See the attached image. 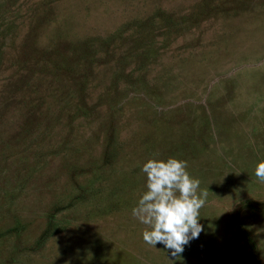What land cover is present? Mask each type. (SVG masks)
<instances>
[{
	"label": "rangeland",
	"instance_id": "obj_1",
	"mask_svg": "<svg viewBox=\"0 0 264 264\" xmlns=\"http://www.w3.org/2000/svg\"><path fill=\"white\" fill-rule=\"evenodd\" d=\"M153 153L209 190L179 257ZM260 159L264 0H0V264H264Z\"/></svg>",
	"mask_w": 264,
	"mask_h": 264
},
{
	"label": "clouds",
	"instance_id": "obj_2",
	"mask_svg": "<svg viewBox=\"0 0 264 264\" xmlns=\"http://www.w3.org/2000/svg\"><path fill=\"white\" fill-rule=\"evenodd\" d=\"M187 167L185 160L161 159L153 153L141 169L146 174V191L132 209L133 216L146 226L145 243L153 248L163 244L172 257H179L185 245L203 231L199 210L209 190H199L200 180L191 177ZM255 176L264 183V159L257 162Z\"/></svg>",
	"mask_w": 264,
	"mask_h": 264
}]
</instances>
